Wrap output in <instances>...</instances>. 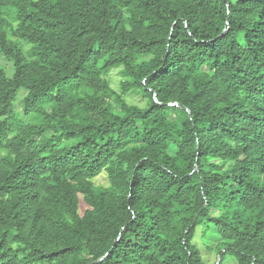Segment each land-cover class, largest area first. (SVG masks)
I'll return each mask as SVG.
<instances>
[{"label": "trees", "instance_id": "trees-1", "mask_svg": "<svg viewBox=\"0 0 264 264\" xmlns=\"http://www.w3.org/2000/svg\"><path fill=\"white\" fill-rule=\"evenodd\" d=\"M0 58V264H264V0H0Z\"/></svg>", "mask_w": 264, "mask_h": 264}, {"label": "rangeland", "instance_id": "rangeland-1", "mask_svg": "<svg viewBox=\"0 0 264 264\" xmlns=\"http://www.w3.org/2000/svg\"><path fill=\"white\" fill-rule=\"evenodd\" d=\"M0 63L5 64L8 67L7 62L2 58H0ZM107 78L111 86L115 89H118L120 80L122 78L120 74V68H114L110 70L107 74ZM23 92L24 90H20L17 96H21ZM17 99H19V97ZM125 99L128 103L139 106H144L146 103V98L140 93L136 92L127 93L125 95ZM16 107H19V103L17 101ZM192 241L193 244L198 248L204 264L219 263L221 259L218 250L219 237L215 232L211 222H204L197 225ZM221 260L222 264H238L235 257L229 253L225 254Z\"/></svg>", "mask_w": 264, "mask_h": 264}, {"label": "water", "instance_id": "water-1", "mask_svg": "<svg viewBox=\"0 0 264 264\" xmlns=\"http://www.w3.org/2000/svg\"><path fill=\"white\" fill-rule=\"evenodd\" d=\"M154 100L157 101V98H156L155 95H154ZM175 104H176V103H175ZM176 105H178V106L184 108V106H182V105H180V104H176ZM185 109H186V111L189 113V115H191V114H190V111H189L187 108H185Z\"/></svg>", "mask_w": 264, "mask_h": 264}]
</instances>
